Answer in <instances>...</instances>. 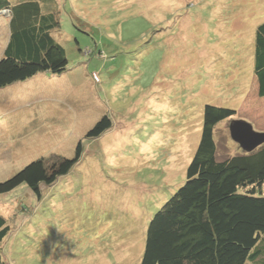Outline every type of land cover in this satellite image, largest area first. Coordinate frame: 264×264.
<instances>
[{
  "label": "rangeland",
  "instance_id": "obj_1",
  "mask_svg": "<svg viewBox=\"0 0 264 264\" xmlns=\"http://www.w3.org/2000/svg\"><path fill=\"white\" fill-rule=\"evenodd\" d=\"M58 2L54 38L68 69L0 90V182L35 160L71 159L80 142L83 152L40 199L26 185L0 196L10 229L2 258L140 264L150 218L185 181L204 106L229 107L232 120L264 132L252 74L264 0ZM8 33L1 13L0 56ZM105 115L109 131L87 140ZM232 120L213 131L219 158L242 152L229 137Z\"/></svg>",
  "mask_w": 264,
  "mask_h": 264
},
{
  "label": "trees",
  "instance_id": "obj_2",
  "mask_svg": "<svg viewBox=\"0 0 264 264\" xmlns=\"http://www.w3.org/2000/svg\"><path fill=\"white\" fill-rule=\"evenodd\" d=\"M60 8L58 0H0L9 27L0 56V90L38 74L67 72L65 51L54 38L60 31ZM76 24L90 30L85 22ZM252 54L255 94L264 99V22L254 29ZM235 116L229 107L204 106L200 140L185 181L150 218L140 264H264V145L219 158L213 136L217 124ZM111 126L105 115L85 138L97 139ZM82 152L80 142L71 159L29 163L0 182V196L26 185L40 199L41 187L67 175ZM9 231L0 215V264Z\"/></svg>",
  "mask_w": 264,
  "mask_h": 264
},
{
  "label": "water",
  "instance_id": "obj_3",
  "mask_svg": "<svg viewBox=\"0 0 264 264\" xmlns=\"http://www.w3.org/2000/svg\"><path fill=\"white\" fill-rule=\"evenodd\" d=\"M228 130L231 141L245 153H250L264 145V132L255 130L249 121L232 120Z\"/></svg>",
  "mask_w": 264,
  "mask_h": 264
},
{
  "label": "crops",
  "instance_id": "obj_4",
  "mask_svg": "<svg viewBox=\"0 0 264 264\" xmlns=\"http://www.w3.org/2000/svg\"><path fill=\"white\" fill-rule=\"evenodd\" d=\"M3 52V51H2ZM2 54V53H1ZM44 75V74H43Z\"/></svg>",
  "mask_w": 264,
  "mask_h": 264
}]
</instances>
